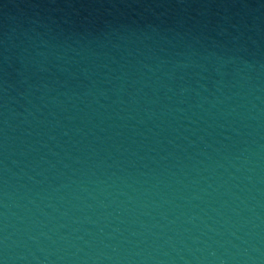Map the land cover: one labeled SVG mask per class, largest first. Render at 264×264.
Returning <instances> with one entry per match:
<instances>
[{"label":"water","instance_id":"obj_1","mask_svg":"<svg viewBox=\"0 0 264 264\" xmlns=\"http://www.w3.org/2000/svg\"><path fill=\"white\" fill-rule=\"evenodd\" d=\"M0 264H264V0H75L1 59Z\"/></svg>","mask_w":264,"mask_h":264}]
</instances>
